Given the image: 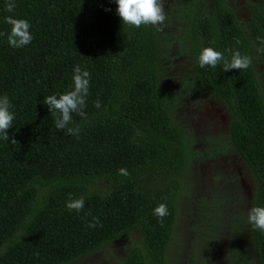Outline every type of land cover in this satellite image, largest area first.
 <instances>
[{
    "label": "trees",
    "instance_id": "obj_1",
    "mask_svg": "<svg viewBox=\"0 0 264 264\" xmlns=\"http://www.w3.org/2000/svg\"><path fill=\"white\" fill-rule=\"evenodd\" d=\"M166 1L162 27L135 28L122 24L115 0H13L12 12L0 0V33H10L12 16L26 19L33 35L22 48L0 36V97L15 116L9 141L0 139V264H67L135 229L139 245L117 264H163L180 177L201 153L233 150L255 183L251 208L264 207V95L252 66L264 65V0L247 2L243 20L226 0ZM171 45L187 66L180 95L213 98L228 116L226 132L204 138L201 153L173 118L176 90L161 85ZM205 47L228 59L239 51L252 63L200 68ZM77 65L91 76L86 118L72 113L68 125L79 127L78 137L57 130L59 113L44 103L73 88ZM70 194L84 198L83 210L67 209ZM217 196L202 201L206 240L215 247L228 235L223 264H264V232L248 214L226 213ZM161 203L169 213L162 220L154 214ZM97 217L102 227H89Z\"/></svg>",
    "mask_w": 264,
    "mask_h": 264
},
{
    "label": "rangeland",
    "instance_id": "obj_2",
    "mask_svg": "<svg viewBox=\"0 0 264 264\" xmlns=\"http://www.w3.org/2000/svg\"><path fill=\"white\" fill-rule=\"evenodd\" d=\"M226 1L236 17L243 20L247 16V2L255 0ZM164 5L166 11L168 9L166 0H164ZM165 30L170 31L171 29ZM162 31V34H167V31ZM169 52L171 56L164 63L161 85L176 90L175 96H177L178 103L173 118L189 131V136L193 141L191 147L201 153L205 149L203 139L214 137L213 135L220 132L224 109L219 101L207 96L180 95L183 92L177 89L181 81L179 77L187 71V66L185 59L176 53L174 45L170 46ZM252 66L264 95V65L255 59ZM202 154L204 153L192 160L180 177V189L175 202L176 216L163 264H223L224 247L228 235L224 233L221 240L218 237L216 246L212 247L206 240L204 228L199 225V213L204 208L202 201L211 195H218L217 198H222L226 213L235 212L239 216V213L245 215L248 211L244 208L245 194L250 190L252 192L254 187H250L249 172L245 166L241 165V162L231 152L224 153L220 157H209ZM238 171L246 175L242 176L243 184L236 180L235 187H238L239 191L235 193L232 190L233 186H230L227 181L231 180L229 179L231 176L236 178ZM102 185V181L94 183L97 188ZM139 236V230L135 229L67 264H117L125 259L130 248L139 245Z\"/></svg>",
    "mask_w": 264,
    "mask_h": 264
},
{
    "label": "clouds",
    "instance_id": "obj_3",
    "mask_svg": "<svg viewBox=\"0 0 264 264\" xmlns=\"http://www.w3.org/2000/svg\"><path fill=\"white\" fill-rule=\"evenodd\" d=\"M117 4V14L120 17L122 24H127L135 28L141 26L152 25L162 27L167 20L165 12L164 0H115ZM16 4L13 0H8L6 10L9 12L14 11ZM109 9H106L108 11ZM6 23L11 26L10 33H0V36L7 35L8 44L13 48H22L31 43L33 35L30 31L31 25L26 19L13 18L12 16L6 17ZM158 27V30H160ZM239 43V41H237ZM264 44V41H261ZM264 51V49H261ZM223 62V71L230 70H246L252 63V59L248 55H242L239 51L232 53L231 58L228 59L224 53L216 50L213 47H205L202 49L199 57L198 64L200 68L205 66L215 68L218 64ZM91 76L87 70H82L79 65L73 69V88L59 96L49 95L44 99V103L48 106L52 115L59 113L55 120V127L57 130L68 128L72 122V113L86 118L84 108L86 107V97L89 95ZM95 106H101L99 99H97ZM10 104L7 95L0 97V139L5 142L9 141L7 135L8 129L13 127L15 119L14 113L10 110ZM79 127L68 128L70 135H79ZM16 140L11 139V144H16ZM118 174L122 176H129L130 173L127 169L121 168ZM85 200L83 197L78 199L69 197L66 207L69 211L79 212L83 210ZM154 214L161 218L167 216L168 208L166 204H159L154 209ZM249 224L257 230L264 232V207L255 206L249 209L248 212ZM91 228L101 226L99 218H94V221L88 225Z\"/></svg>",
    "mask_w": 264,
    "mask_h": 264
},
{
    "label": "flooded vegetation",
    "instance_id": "obj_4",
    "mask_svg": "<svg viewBox=\"0 0 264 264\" xmlns=\"http://www.w3.org/2000/svg\"><path fill=\"white\" fill-rule=\"evenodd\" d=\"M170 56H171V54H170ZM169 56V57H170ZM223 109H224V107H223ZM228 116L226 115V112L224 111V113L222 114V116H221V130H220V132L218 133V134H215V135H213V136H216V135H223L225 132H226V128H227V126H228ZM228 152H231L232 154H233V156H235V157H237V159H238V161L239 162H241V165H243V166H245L244 165V163L242 162V160L239 158V156L233 151V150H226L225 152H222V153H219V154H217L216 156L218 157H220L222 154H224V153H228ZM215 156V157H216ZM245 168H246V166H245ZM247 169V168H246ZM248 170V169H247ZM243 175H246V174H243V173H241L240 171H238L237 172V177L236 178H234L233 176H231L229 179H231L230 181H227L228 182V184L230 185V186H233V188H232V190H233V192H237V191H239V188L238 187H235L236 186V184H237V181L239 180L240 182H241V184H243V182H244V179H243ZM249 178H250V181H251V186L250 187H254V180H253V178H252V176L249 174V176H248ZM228 178H226V179H228ZM237 180V181H236ZM252 184H253V186H252ZM235 192V193H236ZM252 193H253V191L251 192V190L248 192L247 191V193L245 194L246 196H245V198H246V200H245V209H247L248 211L246 212V214L245 215H247L248 214V212H249V209H251V200H252V198H253V195H252ZM231 213H234V212H231ZM231 213H229L230 215H231ZM235 214V213H234ZM239 215H244V214H242V213H239ZM244 215V216H245ZM237 216V215H236Z\"/></svg>",
    "mask_w": 264,
    "mask_h": 264
}]
</instances>
